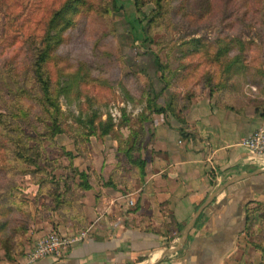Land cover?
Returning <instances> with one entry per match:
<instances>
[{
	"label": "rangeland",
	"instance_id": "obj_1",
	"mask_svg": "<svg viewBox=\"0 0 264 264\" xmlns=\"http://www.w3.org/2000/svg\"><path fill=\"white\" fill-rule=\"evenodd\" d=\"M62 1L5 0L0 5V69L13 67L19 71L25 68L26 51H17L13 64L15 49L12 47H28L29 36L38 38L46 15ZM202 1L170 2L163 16L150 24L148 37L144 40L136 36H139L140 26L134 22L135 31H132L127 21L132 15L126 14L131 11L126 0H117V4L123 6L115 10L110 0H82L76 6L78 11L73 14L71 25L59 35L52 58L46 65L53 85L63 88L64 92L57 96L60 131L51 142L48 139L41 142L43 156L49 163L43 167L46 178L54 176L61 184L66 174L61 167L68 164L64 153L70 152L80 160L84 159L85 153L95 149L90 141L99 139L91 135L86 142L82 137L85 129L77 119L94 115L95 121H104L110 117L114 125L111 136L122 134L129 144L130 131L138 129L141 119L150 120L147 104L155 107L173 104V113H162L164 120L167 115L182 112L181 104L207 94L215 106L232 105L238 109L247 108L254 115H264L262 34L250 19L237 20L236 16L222 19L215 10L210 11L211 7L202 17L204 12L198 8ZM140 8L144 14L141 24H145L153 5L142 0ZM238 10L241 12V5ZM235 37L239 39L241 49L236 51L235 42H231L227 57L237 54L238 62L231 65L227 73H222V66L210 60L214 40L219 38L226 42V38ZM193 39L197 41L190 42ZM0 76V91L12 90L7 74L0 71ZM7 156V151L0 147V168L7 166ZM119 156L121 160L122 154ZM2 176L0 188L12 181L20 188L17 198L28 200L29 227L37 206L42 209L45 204L46 209L42 210L51 208L47 197L33 202L34 178L15 175L4 179ZM260 218L264 221V217ZM181 231L167 229L163 245L167 246L173 237L175 240L167 248L174 250ZM263 239L264 227L242 232L235 241V248L221 264H264L260 251L255 248V244ZM31 244V240L23 236L11 252V259L0 249V263L17 264Z\"/></svg>",
	"mask_w": 264,
	"mask_h": 264
},
{
	"label": "crops",
	"instance_id": "obj_2",
	"mask_svg": "<svg viewBox=\"0 0 264 264\" xmlns=\"http://www.w3.org/2000/svg\"><path fill=\"white\" fill-rule=\"evenodd\" d=\"M162 117L152 113L143 122L138 152L145 162L141 179L123 157L119 160L116 141L109 135L91 140L92 153L78 155L84 159L73 156L72 165L85 173L89 186L78 191L81 206L76 224L58 210L37 206L24 236L33 242L49 231L71 236L86 230L87 238L61 257L45 256L26 263L23 256L17 264L222 263L242 234L243 204L249 200L264 204V173L243 177L264 167V161L252 160L240 145L264 121V115H254L247 108L217 107L204 94L191 100L183 112ZM120 166L124 171L116 175ZM111 176L114 187L105 184ZM122 178L127 184L120 183ZM222 184L202 209L196 231L190 229L177 251L163 255L175 240L172 237L163 245L166 230L182 229ZM263 216L259 212L256 218Z\"/></svg>",
	"mask_w": 264,
	"mask_h": 264
},
{
	"label": "trees",
	"instance_id": "obj_3",
	"mask_svg": "<svg viewBox=\"0 0 264 264\" xmlns=\"http://www.w3.org/2000/svg\"><path fill=\"white\" fill-rule=\"evenodd\" d=\"M126 1L131 7V11L126 14L132 15V18H128L127 21L133 28L132 31H135L134 22L140 26L139 36L137 34L136 36L144 40L148 37L150 24L161 18L167 6L170 5L169 3L176 0H147L152 3L153 8L146 17L145 24H141L144 17L140 8L142 0ZM186 1L180 0V3L183 4ZM4 2L5 0H0V5ZM81 2L82 0H63L46 15L38 38L29 36L27 38V40L29 39L28 47L18 46L14 48L15 45L12 47V50L15 49L12 59L13 64L17 51L20 53L26 51L25 68H21L19 71L13 67L0 69V71L7 74V80L13 85L12 90L6 88V93L0 91V147L7 151L8 155L6 157L7 166L0 168L2 170L0 175H4L2 176L4 179L15 175H28L30 178H34L32 183L36 185V191L33 202L35 203L37 198L47 197L52 204L49 209L60 211L72 224H76L75 216L80 212L81 203L78 191L89 188L87 176L72 165L74 155L66 152L64 155L68 159V164L61 167L66 172L61 184L57 182L54 176L46 178L43 167L49 166V163L46 161L47 158L43 156L41 142L44 139L51 142L54 135L60 131L59 117L61 113L57 96L64 93L63 88L53 85L50 71L46 68V65L52 58L59 35L71 25L73 14L76 10L78 11L76 6H79ZM110 4L114 10L123 6L118 5L117 0H110ZM240 5L242 7L241 12L238 10ZM198 8L204 12L201 14L202 17L205 15L207 8H210L211 12L215 10L216 15L222 19H230L233 16H236L237 20L240 18L250 19L251 23L256 25L257 30L262 34L261 39H264V0H203L201 7ZM225 40L227 41L221 42L219 38L214 40L213 52L210 57L213 63L222 66V73H227L231 65L238 62L237 54L230 58L227 57V53L231 50L229 44L234 41L237 46V49H234L236 51L241 49L237 37L226 38ZM196 41L197 39H193L190 42ZM154 58L158 68H161L155 56ZM188 105L189 102L181 104L180 110L183 112ZM217 107L232 108L233 106L217 105ZM146 109L148 115L152 113H173L174 110L173 104L170 102L163 107L147 104ZM94 117L92 115L82 120H76L85 129L82 134L83 139L86 140L91 135L95 137L109 135L116 141V150L122 154L125 164L129 166V169H136L137 177L141 179L144 175L145 162L138 152L144 136L143 122L145 120L141 119L139 121L137 130L130 131L131 138L129 144H127V140L122 134L111 136L114 125L110 117H106L104 121H95ZM179 134L182 135L181 130H179ZM75 145V142H73V146ZM119 171H124V167L120 166L114 173L118 175ZM38 174L42 176H37ZM119 181L127 184L125 178ZM105 184L115 186L112 176L108 178ZM61 186L62 190H60ZM18 190L20 188L12 181L8 182L5 187L0 188V249L9 259H11V252L18 246V242L29 228L30 212L27 210L29 202L26 199L17 198ZM251 204H254V206H250ZM243 208L244 221L241 232L248 233L251 229L264 227V221L260 220L261 218L259 220L256 218L259 212H264L263 203L249 200L243 204ZM42 209H46V206H42ZM202 216L203 210L194 221L192 231H196L197 224ZM255 248L260 251V257L264 260V239L255 244Z\"/></svg>",
	"mask_w": 264,
	"mask_h": 264
},
{
	"label": "built area",
	"instance_id": "obj_4",
	"mask_svg": "<svg viewBox=\"0 0 264 264\" xmlns=\"http://www.w3.org/2000/svg\"><path fill=\"white\" fill-rule=\"evenodd\" d=\"M242 145L252 156V160L264 161V121L244 137ZM129 203L131 201L129 200ZM87 238V231L80 230L74 235L63 236L55 231L38 236L24 253L26 263H32L45 256L61 257L70 248Z\"/></svg>",
	"mask_w": 264,
	"mask_h": 264
},
{
	"label": "water",
	"instance_id": "obj_5",
	"mask_svg": "<svg viewBox=\"0 0 264 264\" xmlns=\"http://www.w3.org/2000/svg\"><path fill=\"white\" fill-rule=\"evenodd\" d=\"M264 172V167H261V168H257L247 174H243V177L244 175L247 176L249 174H255V173H262ZM240 178V176H239ZM242 178V176H241ZM231 182V181H230ZM229 183V182H228ZM225 186V184H222L221 186L217 187L213 192H211L207 197L206 199L196 208V210L193 212L192 216L189 218V220L186 222V224L184 225V227L182 228V231L181 233L179 234V240L174 248V250H170L167 249V250H164V252L162 253L163 255H166L168 253H172V252H175L177 251V249L183 244L184 240L186 239V236H187V233L188 231L192 228L193 224H194V221L196 220V218L198 217L199 213L202 211V209L208 205L210 203V201L213 199V197L218 193L220 192V190L222 189V187Z\"/></svg>",
	"mask_w": 264,
	"mask_h": 264
}]
</instances>
